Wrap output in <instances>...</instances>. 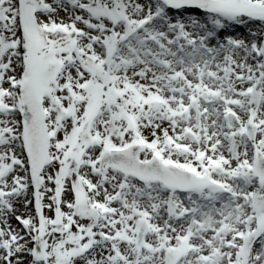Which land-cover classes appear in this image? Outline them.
Returning a JSON list of instances; mask_svg holds the SVG:
<instances>
[{"label":"snow or ice","instance_id":"snow-or-ice-1","mask_svg":"<svg viewBox=\"0 0 264 264\" xmlns=\"http://www.w3.org/2000/svg\"><path fill=\"white\" fill-rule=\"evenodd\" d=\"M0 264H264V0H0Z\"/></svg>","mask_w":264,"mask_h":264}]
</instances>
